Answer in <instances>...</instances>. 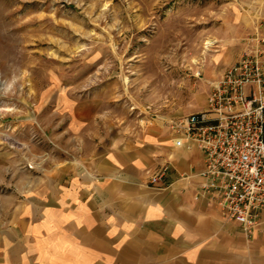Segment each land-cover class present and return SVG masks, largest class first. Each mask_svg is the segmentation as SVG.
Wrapping results in <instances>:
<instances>
[{"label": "rangeland", "instance_id": "rangeland-1", "mask_svg": "<svg viewBox=\"0 0 264 264\" xmlns=\"http://www.w3.org/2000/svg\"><path fill=\"white\" fill-rule=\"evenodd\" d=\"M262 22L264 0H0V230L60 164L202 111Z\"/></svg>", "mask_w": 264, "mask_h": 264}, {"label": "crops", "instance_id": "crops-1", "mask_svg": "<svg viewBox=\"0 0 264 264\" xmlns=\"http://www.w3.org/2000/svg\"><path fill=\"white\" fill-rule=\"evenodd\" d=\"M177 138L152 125L12 194L0 264H264V222L248 235L223 219L202 151Z\"/></svg>", "mask_w": 264, "mask_h": 264}, {"label": "built area", "instance_id": "built-area-1", "mask_svg": "<svg viewBox=\"0 0 264 264\" xmlns=\"http://www.w3.org/2000/svg\"><path fill=\"white\" fill-rule=\"evenodd\" d=\"M171 123L177 144L188 139L202 151L201 186L223 219L251 235L264 222V22L211 82L205 108ZM160 180L161 173L150 177L154 185Z\"/></svg>", "mask_w": 264, "mask_h": 264}]
</instances>
